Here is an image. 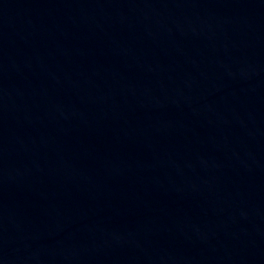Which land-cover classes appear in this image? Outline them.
I'll list each match as a JSON object with an SVG mask.
<instances>
[{
  "label": "water",
  "instance_id": "obj_1",
  "mask_svg": "<svg viewBox=\"0 0 264 264\" xmlns=\"http://www.w3.org/2000/svg\"><path fill=\"white\" fill-rule=\"evenodd\" d=\"M0 264H264V0H0Z\"/></svg>",
  "mask_w": 264,
  "mask_h": 264
}]
</instances>
